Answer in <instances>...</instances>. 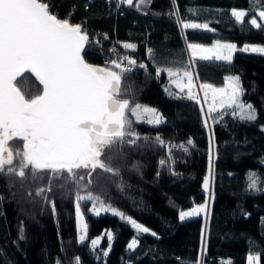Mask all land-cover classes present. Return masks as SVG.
Listing matches in <instances>:
<instances>
[{
    "label": "trees",
    "instance_id": "trees-1",
    "mask_svg": "<svg viewBox=\"0 0 264 264\" xmlns=\"http://www.w3.org/2000/svg\"><path fill=\"white\" fill-rule=\"evenodd\" d=\"M41 2L48 3L58 18L82 23L89 35L82 53L85 60L117 76V87L111 86L113 103L155 108L165 123L149 125L131 118L133 122L124 128L123 137L96 138L98 154L92 162L74 168L26 161V140H15L23 153L15 150L12 162L0 168V264H77V256L80 264H98V252L93 253L90 241L107 232L114 234V240L106 260L101 257L102 264H199L204 216L180 222L178 211L206 200L202 184L208 173L210 134L200 104L183 98L186 91L179 92L166 71L157 77L156 70L172 68L178 76L184 71L192 73L187 51L190 43L212 46L219 39L238 46L264 45V28L257 30L249 23L252 15L258 17L264 10V0H178L182 19L211 22L214 32L178 26L167 15L172 11L171 0H151L141 11L125 5L117 11L115 0L111 6L107 0ZM186 8L195 12L186 13ZM233 8L249 12L243 24L230 15ZM125 42L138 47L124 49ZM148 48L153 51L148 53ZM124 57L136 64L125 62ZM113 60L117 61L115 66ZM140 64L145 67L140 68ZM193 64L201 85L224 87L228 77L239 75L246 90L243 101L257 110L255 122L240 120L237 112L213 124L218 158L216 197L203 264H220L221 260L247 264L249 253H259L260 264H264V192L247 189L250 173L258 174L264 188V55L237 51L230 63L194 59ZM15 85L27 101L43 92L30 72ZM165 86L175 95L167 94ZM156 136L164 143L160 144ZM188 139L195 144L189 146L188 153L173 147L181 143L187 146ZM160 159L166 164L160 165ZM173 169L179 175H172ZM87 195L99 197L105 206L131 216L160 238L139 234V246L127 250L126 245L137 236L135 230L117 215L93 216L90 208L95 202L76 200ZM77 202L88 225V240L83 244L78 240ZM106 247L105 236L99 248Z\"/></svg>",
    "mask_w": 264,
    "mask_h": 264
},
{
    "label": "snow or ice",
    "instance_id": "snow-or-ice-1",
    "mask_svg": "<svg viewBox=\"0 0 264 264\" xmlns=\"http://www.w3.org/2000/svg\"><path fill=\"white\" fill-rule=\"evenodd\" d=\"M109 6H111L112 0H107ZM172 11L167 15L173 19V21L181 26L183 29H206L209 31H215L210 27L211 22L197 23L182 19L179 14L178 0H171ZM117 11H119L121 5H125L128 8L141 11L143 8L150 6L151 0H115ZM186 13L192 14L195 12L193 8H186ZM147 15V13H143ZM230 15L235 18V21L239 24L245 22V18L249 16V12L245 10L233 8L230 11ZM251 26L259 30L264 28V10H260L258 17L252 15L249 21ZM104 38L107 40L108 36L105 33ZM89 41L88 32L84 30L82 23H71L70 18H58L56 14H53L49 10V4L41 2V0H0V64H7L9 67H14L18 64L24 63L31 68H39L47 73L53 66H59L67 68L69 70H78L80 68L88 67L89 64L85 60L82 53L85 51V45ZM136 43L125 42L123 43L124 49H137ZM188 47L192 50L193 55H199L200 59L204 61H222L232 62L234 53L250 52L254 54L264 55V45L258 44H245L238 46L233 42H224L217 39L212 46H204L199 43H190ZM152 48H148L147 52L151 53ZM124 61L130 64H136L135 60H130L129 57H124ZM114 66L117 64L116 60L111 62ZM140 68H144V64L139 65ZM162 71H166L167 75L171 79V84L175 86L179 92L184 93L187 89L186 98L190 101H196L198 104L200 100L196 94L193 84V75L189 71H184L182 76H178L177 71L172 68L156 70V76L159 77ZM186 78V82L184 79ZM204 89V98L208 99L209 93H211V103L208 104L207 114H213L211 117L212 123H219L225 116H236L239 113V119L242 121L255 122L257 119V110L251 103L243 101L242 97L245 95L241 78L239 75H233L228 77L226 87H213L211 84L200 85ZM165 92L169 95H175L168 86L164 88ZM181 98V97H177ZM138 109V115L141 110L150 112L153 115V119L147 121L149 125H161L165 123V118L158 113L155 108H147L139 103L136 105ZM229 109L231 111H229ZM203 112V109H201ZM204 126L212 129V124L205 117L203 119ZM264 131V127L261 129ZM141 138V137H140ZM148 139L147 136L144 137ZM160 144L164 141L159 136L155 138ZM189 146L195 147L192 139L187 140V146L184 143L174 145L173 147L182 150L184 153L189 152ZM216 158V144H215V132L212 130L209 135V169L208 175L203 179V189L209 194L208 199L204 202L196 204L189 210H179L178 220L184 222L191 217L204 216L206 219L210 216L212 210V203L214 201V187H215V172L213 161ZM171 163L174 164V159L169 157ZM160 165H165L166 160L160 159ZM171 167V165H170ZM138 168V167H137ZM172 175H179L172 170ZM231 175V174H229ZM159 176V173H157ZM261 181L257 173H250L247 176V189L259 194L264 192V188L260 187ZM77 201L95 202L90 208V211L96 215H100L101 212H111L114 215L119 216L122 220H126L127 223L135 230L137 236L126 245L127 250L134 251L140 243L137 238L139 234H150L152 237L159 239L158 233L152 231L142 223H138L131 216H125L111 205L105 206L104 202L99 197H87L76 198ZM99 205V207L96 206ZM54 210V206H53ZM75 213L78 226V240L83 244L88 240V225L84 219V215L81 211V205L79 202L75 203ZM247 216L248 214L245 213ZM264 223V218H262ZM105 236L107 237V247L100 249L99 246L103 243ZM20 238L23 239V230H21ZM114 240V234L107 232L102 236L91 239L90 248L93 253L98 254L95 256L98 264H102L101 257L106 260L112 250V244ZM207 245V230H202V248L206 252ZM77 264H80V257H75ZM57 264H60L57 261ZM220 264H232L231 260L220 261ZM247 264H260L259 253H249L247 256Z\"/></svg>",
    "mask_w": 264,
    "mask_h": 264
},
{
    "label": "water",
    "instance_id": "water-1",
    "mask_svg": "<svg viewBox=\"0 0 264 264\" xmlns=\"http://www.w3.org/2000/svg\"><path fill=\"white\" fill-rule=\"evenodd\" d=\"M29 68L24 63L14 67L0 64V129L18 138L29 136L30 153L37 163L78 167L98 154L94 146L97 137L124 136L102 131L113 115V94L98 68L53 66L47 73ZM27 72L43 87L42 94L31 101L15 85ZM3 152L0 146V157Z\"/></svg>",
    "mask_w": 264,
    "mask_h": 264
},
{
    "label": "rangeland",
    "instance_id": "rangeland-1",
    "mask_svg": "<svg viewBox=\"0 0 264 264\" xmlns=\"http://www.w3.org/2000/svg\"><path fill=\"white\" fill-rule=\"evenodd\" d=\"M188 53L190 55L189 51H188ZM193 60H194L193 57H191L193 84H194V87H195L196 94H197V96H198V98L200 100L199 104H200V106L203 109L205 117L209 120V123L212 124V129L208 128V132L210 134V132L213 130V123H212V119H211V114L210 115L207 114V108H208V104L211 103V93H209L208 99L205 100V98H204V89L202 87H200L201 83H200V81L198 79L196 68H195V65L193 64ZM100 72L110 82V88L112 86V89H115L117 87V83H118V79H117V76L115 75V73L110 71V70H108V69H104V68H100ZM147 108H150V107H147ZM142 113L144 115L145 114L146 115L151 114L150 112H145V111L142 110V111L139 112V115H138L137 107L131 106L128 102H115L114 101V103H113V115H112L111 119L108 121V123H106L104 125L102 131L104 133H108V134H114V133L115 134H125V133H122V131L124 130V128L126 126L130 125L133 122L131 118H135L136 120L137 119H141L142 118ZM152 117H153V115H152ZM5 137H6V140L4 141V143H5L4 144L5 145V148H4L5 152H3L2 156L0 157V168H2L4 166H8L12 162L15 150H19V151H21L23 153L22 145L19 142L13 141L12 143L10 142L8 144V141L12 139V135L4 136L2 133H0V140H4ZM25 140H26L25 141V150H24L25 153H23L25 160L26 161H30V162L34 163L35 165H40L31 156V153H30V142L31 141L29 140L28 137ZM95 140H97V139H95ZM98 144L99 143L94 145L97 150H98ZM208 157H209V155H208ZM92 160H93V158L91 159V162H92ZM216 160H217V158H215L214 161H213L214 166H215V164H217ZM208 166H209V164H208ZM208 169H209V167H208ZM87 197H92V195H87V196H85L83 198H87ZM214 201H213V203H214ZM213 203H212V209H213ZM96 206L99 207V205H97V204H96ZM90 212L95 217H99V216H101L103 214H106V213L114 215L111 212H101L100 215H96L92 211H90ZM211 216H212V211H211L210 216L208 217L210 220H211ZM207 219L204 217L203 230H204V225H205ZM77 229H78V226H77ZM208 235H209V231L207 233V240H208ZM206 249H207V245H206ZM205 256H206V252L204 251V249L202 248V245H201V259H200V263L199 264H203V260H204Z\"/></svg>",
    "mask_w": 264,
    "mask_h": 264
},
{
    "label": "crops",
    "instance_id": "crops-1",
    "mask_svg": "<svg viewBox=\"0 0 264 264\" xmlns=\"http://www.w3.org/2000/svg\"><path fill=\"white\" fill-rule=\"evenodd\" d=\"M187 51H189L190 52V56L191 57H193V59H196V60H202V59H200V57H199V55H193V53H192V50L187 46ZM227 80H228V78H227ZM184 82H186V80L184 79ZM226 85H227V81H226ZM226 85L224 86V87H226ZM186 92H187V89L185 90ZM142 111V110H141ZM150 119H153V117H152V113L151 114H149V115H144L143 113H142V118L141 119H139V120H141V121H148V120H150ZM192 218V217H191ZM190 219V218H189Z\"/></svg>",
    "mask_w": 264,
    "mask_h": 264
},
{
    "label": "flooded vegetation",
    "instance_id": "flooded-vegetation-1",
    "mask_svg": "<svg viewBox=\"0 0 264 264\" xmlns=\"http://www.w3.org/2000/svg\"><path fill=\"white\" fill-rule=\"evenodd\" d=\"M0 133H2L4 136H10V135H12V139L11 140H9L8 141V144L11 142H13V141H15V140H22V139H26L27 137L29 138V140H30V137L29 136H24V137H22V138H18L17 137V135L15 134V133H13V132H4L3 130H1L0 129ZM5 143H2L1 141H0V146L1 147H3V148H5V145H4ZM8 147V146H7ZM4 152H5V150H4ZM2 156V155H1Z\"/></svg>",
    "mask_w": 264,
    "mask_h": 264
},
{
    "label": "built area",
    "instance_id": "built-area-1",
    "mask_svg": "<svg viewBox=\"0 0 264 264\" xmlns=\"http://www.w3.org/2000/svg\"><path fill=\"white\" fill-rule=\"evenodd\" d=\"M127 67V69L129 70L130 69V66L129 65H127L126 66ZM208 129V128H207ZM216 158H217V153H216ZM217 160H218V158H217ZM217 160H216V162H217ZM208 164H209V159H208ZM209 167V166H208ZM214 172H215V177H216V164H215V166H214ZM207 175H208V173H207ZM203 193H204V195H205V197H207L206 199H208V196H209V194H207V192H205L204 191V189H203ZM215 187H214V200H215ZM212 211V210H211Z\"/></svg>",
    "mask_w": 264,
    "mask_h": 264
},
{
    "label": "bare ground",
    "instance_id": "bare-ground-1",
    "mask_svg": "<svg viewBox=\"0 0 264 264\" xmlns=\"http://www.w3.org/2000/svg\"><path fill=\"white\" fill-rule=\"evenodd\" d=\"M207 220H208V221H207ZM207 220H206V223H205V225H204V229H206V230H207V233H208L209 225H210V222H209L210 219L208 218Z\"/></svg>",
    "mask_w": 264,
    "mask_h": 264
}]
</instances>
